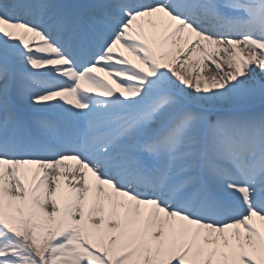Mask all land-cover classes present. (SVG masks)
Masks as SVG:
<instances>
[{
	"label": "snow or ice",
	"instance_id": "snow-or-ice-1",
	"mask_svg": "<svg viewBox=\"0 0 264 264\" xmlns=\"http://www.w3.org/2000/svg\"><path fill=\"white\" fill-rule=\"evenodd\" d=\"M0 264H264V0H0Z\"/></svg>",
	"mask_w": 264,
	"mask_h": 264
},
{
	"label": "bare ground",
	"instance_id": "bare-ground-1",
	"mask_svg": "<svg viewBox=\"0 0 264 264\" xmlns=\"http://www.w3.org/2000/svg\"><path fill=\"white\" fill-rule=\"evenodd\" d=\"M101 74H103V73H101Z\"/></svg>",
	"mask_w": 264,
	"mask_h": 264
}]
</instances>
